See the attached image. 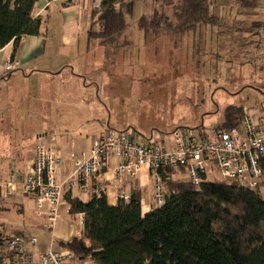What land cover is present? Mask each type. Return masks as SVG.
Listing matches in <instances>:
<instances>
[{"label": "rangeland", "instance_id": "1", "mask_svg": "<svg viewBox=\"0 0 264 264\" xmlns=\"http://www.w3.org/2000/svg\"><path fill=\"white\" fill-rule=\"evenodd\" d=\"M131 1L133 13L126 16L129 26L116 54L106 56L101 38L90 35L104 30L102 22L85 34L79 50L82 54L84 48L88 56L84 64L98 70L84 78L88 85L93 84L91 94L86 95L94 108L92 127L98 137L106 128L125 133L142 145L164 141L174 149L175 131L199 133L219 128L229 107L247 108L252 115L264 113V0H210V14L219 19L217 25L200 26L179 38L161 35L148 42L138 21L150 12V3ZM7 83L0 84V164L41 134L42 143L56 149L53 134H67L60 132V124L51 123H58L61 112L73 114L76 110L62 107L58 86L53 87L51 98L57 101L50 104L45 102L49 96L42 93L47 87L36 81ZM45 106L53 109L45 110ZM208 176V181H222L217 168L209 169ZM230 183L237 185L236 181ZM25 198L20 192L10 199ZM33 212L18 216L13 209L10 214L0 213V224H7L8 232L20 224L27 236L42 234L52 240L54 230L31 220Z\"/></svg>", "mask_w": 264, "mask_h": 264}, {"label": "trees", "instance_id": "2", "mask_svg": "<svg viewBox=\"0 0 264 264\" xmlns=\"http://www.w3.org/2000/svg\"><path fill=\"white\" fill-rule=\"evenodd\" d=\"M38 1L0 0V51L13 43V59L24 37L41 34L42 21L32 16ZM151 2V13L138 21L147 42L161 35L183 37L219 20L210 14L209 0ZM133 8L127 0H103L94 12L93 26L102 22L104 30L90 35L101 38L108 56L119 50ZM243 112L229 107L219 128L240 127ZM260 167L264 174V159ZM178 174V169L164 174L173 177L164 182V203L156 202L146 214L138 194L117 206L106 195L88 203L68 198L72 214L84 215V226L81 239L62 244L64 250L80 264H264V185L244 189L205 176L193 185ZM5 235L0 232V245Z\"/></svg>", "mask_w": 264, "mask_h": 264}, {"label": "crops", "instance_id": "3", "mask_svg": "<svg viewBox=\"0 0 264 264\" xmlns=\"http://www.w3.org/2000/svg\"><path fill=\"white\" fill-rule=\"evenodd\" d=\"M102 1L39 0L34 7L32 16L34 19L42 21L41 34L39 36L24 37L14 59L12 58L13 43L0 51V84L1 82L12 84L13 82L24 81L28 83L36 81L39 85L47 87V90H43L42 92L44 95L49 96L47 100L45 99V102H49L50 104L53 102L56 103L58 99L64 109L68 111V108H71L72 111L76 110L73 114L71 112H66L68 114L61 112L59 121L57 119L55 120L58 123H51L55 127H58L60 124V132L67 134L65 136L60 134L59 137L53 134L58 142V145H56L57 142H54L56 149L53 148L61 158V163L57 171V182L65 184L64 204L58 208L60 218L54 229L48 228V218L43 214H39L32 199L29 197L28 199L25 198V201L10 199L16 197L20 193V190L14 195H5L1 192V186L12 175H25L27 173L33 161L35 145L42 143L41 138L44 134L37 136V140L33 144L30 143L26 144L23 148L20 147L22 148L21 153L13 152L14 154L9 161L8 159L6 161L1 160L0 213H9L14 209L16 215L18 214L19 216L26 215V211H34L29 218L33 221L39 220L41 222L39 225L42 224V228L54 230L55 235H53L52 240H49L47 236L44 237L42 234L38 237L35 234L27 236L25 226H20V224L15 227L18 229L8 232L6 230L7 224L4 223L0 224V232L6 235L37 237L39 243L35 250L36 253L61 251V249H64L62 244L69 243L73 239H81L83 226L79 223L78 214H68L69 208H71L68 203V198L79 199L84 203L91 202L94 199L92 189L97 182H100L104 186L107 201L111 206H117L119 204V195L121 193L127 195L129 198L132 194H138L141 198L144 214L148 213L151 207L156 204L154 185L149 171L147 169L141 171L135 181L124 177L121 183H119L112 173V169L118 164L116 159H112L106 165L97 180H92L87 192H83L78 188H70L67 184L75 170L72 157L75 156L80 159L83 155H88L94 142L101 139L107 131L106 128H103L102 134L98 137L97 129L94 130L92 127L94 108L89 99L90 95L86 94H91V85L93 84L88 85L87 80L84 78L93 72H98V70H94V68L84 64L87 61L85 57H88L84 53V48L81 51L82 54L79 52L82 49V40L86 39L84 38L85 34L93 26L94 12L100 9ZM127 1L132 2L131 0ZM147 1L150 3V9L152 10L151 0ZM151 10L147 14H150ZM89 43L90 41L88 39L87 50H89ZM104 52L107 56L106 49ZM9 61L14 62L16 66L13 71L7 73L5 72V65ZM56 86H58V92L56 91V93L60 98L58 97L53 101L51 98ZM76 95H79L80 98H77ZM83 95H85L84 98L81 97ZM47 109L49 107L45 106V110ZM52 109L51 107L49 110ZM261 115L254 114L252 116L254 119H259ZM109 125L110 123H107V126L110 128ZM69 126L72 128H68ZM45 135L49 134L46 132ZM55 137L52 139H55ZM209 169L214 170L212 167ZM208 172L205 175L206 180L209 177ZM184 176L187 175L179 174L175 177L183 179ZM35 214L37 219L35 218ZM71 220H74V222ZM8 221L9 223L16 222L14 220ZM0 250L6 251L4 245H0Z\"/></svg>", "mask_w": 264, "mask_h": 264}, {"label": "built area", "instance_id": "4", "mask_svg": "<svg viewBox=\"0 0 264 264\" xmlns=\"http://www.w3.org/2000/svg\"><path fill=\"white\" fill-rule=\"evenodd\" d=\"M16 64L8 62L5 72L13 71ZM174 149L163 142L142 145L125 133L107 130L101 139L94 142L88 155L72 160L75 170L67 184L83 192L89 190L93 179H98L102 170L112 159L118 164L112 169L114 177L121 183L122 178L137 180L144 169L150 173L154 185L155 200L164 203V182L173 179L166 176L169 169L185 173L193 185H199L209 167L217 168L223 181H236L244 189L256 190L264 185V174L260 161L264 159V113L254 119L244 108L240 127L233 129L216 128L209 132L196 133L193 130L173 133ZM61 163L58 152L45 143L34 148L32 164L25 175H12L1 186L5 195H14L19 190L32 199L39 214L48 218L49 229H54L60 218L58 208L64 204V183L57 182V171ZM178 174V175H179ZM92 194L101 199L106 195L104 186L97 182ZM120 200L129 201L123 193ZM68 214L72 215L71 208ZM79 223L84 226V215L78 214ZM37 237L5 235L0 250V264H80L71 251H48L36 253Z\"/></svg>", "mask_w": 264, "mask_h": 264}]
</instances>
